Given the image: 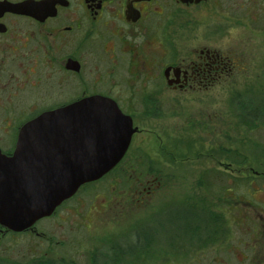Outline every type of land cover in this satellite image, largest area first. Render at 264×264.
<instances>
[{
    "label": "flooded vegetation",
    "instance_id": "obj_1",
    "mask_svg": "<svg viewBox=\"0 0 264 264\" xmlns=\"http://www.w3.org/2000/svg\"><path fill=\"white\" fill-rule=\"evenodd\" d=\"M263 2L0 0V125L14 130L0 138V152L13 156L20 129L40 114L85 99H110L131 121L133 132L120 162L101 179L115 174L114 184L127 176L143 185L136 190L137 204L115 205L119 214L149 205L154 186L171 183L167 180L170 172L154 169L149 148L146 149L155 137L164 141L165 127L159 132L156 130L159 122L167 116H183L182 98L226 95L230 91L229 82L247 76L243 65L258 61L256 55L254 61L250 60L248 49H252L255 38L264 33V12L259 13ZM202 5L211 13L205 29L195 25V12L197 14V8ZM218 87L222 89L217 90ZM240 112L247 118L246 123L264 126V106L245 102ZM23 114L29 116L24 118ZM14 115L15 123L11 126L8 119ZM185 121L186 125L177 126L176 132L184 133L191 146L174 159L182 168L186 162L202 163L203 168L200 171L175 170L181 183L185 176L195 179L187 189L186 198L174 209L176 223L167 218V209L160 211L163 217L158 219L159 230L173 232L178 239L176 245L170 246L172 249L156 253L151 247L153 231L143 239L136 236L130 240V234L127 239L107 237L96 247L84 244L89 248L84 251L65 250L58 256L51 251L35 263L130 264V254L141 243L144 250L139 257L142 259L157 254L191 257L193 261L206 249L214 248V217L210 214L203 217L208 216L204 208H214L216 204L227 208L232 191L229 178L239 181L233 189L245 186L246 157L234 153L238 162L231 160L229 148L221 149L222 156L215 155V118L209 123H198L193 116H186ZM218 130L222 133L221 143L228 144V129ZM211 162H216L219 168L215 169ZM236 162L238 168L234 167ZM251 170L264 178V170ZM235 200L245 204L240 196ZM106 205L108 203L102 207L107 208ZM258 210L263 217L262 200H259ZM222 221L220 219L222 238L216 243L219 246L230 235L226 222ZM37 223L25 232H35ZM36 235L41 236L37 231Z\"/></svg>",
    "mask_w": 264,
    "mask_h": 264
},
{
    "label": "rangeland",
    "instance_id": "obj_2",
    "mask_svg": "<svg viewBox=\"0 0 264 264\" xmlns=\"http://www.w3.org/2000/svg\"><path fill=\"white\" fill-rule=\"evenodd\" d=\"M260 8L259 13L264 12V2ZM197 10L195 25L205 29L210 20V10L204 5ZM262 16L264 18V14ZM254 44L252 49H248L249 57L254 61L256 55L258 61L243 65L247 76L229 82L230 91L226 95L182 98L183 116L181 118L167 116L159 122L156 130L159 132L165 127L166 132L162 133L164 141L155 137L146 149L149 148V159H152L154 169H165L170 172L171 176L167 177V180L171 183L164 187L155 185L149 205L135 207L130 213L125 211L119 214L115 205L124 202L137 204L136 190L141 189L143 185L139 184L136 178L127 176L119 178L118 184H114L116 178L115 174H112L101 181L83 186L82 190L65 202L55 215L39 221L36 231L41 236H37L36 231H24L21 234L6 231L0 225V264H36V260L46 258V253L51 251H55L56 256L61 255L65 250L84 251L89 249L84 244L96 247L101 239L107 237L127 239L130 234L132 237L130 240L136 236L143 239L153 231L154 242L151 247L156 253L158 250L172 249L170 246L176 245L178 239L173 236V232L164 233L159 230L158 219L163 217L160 211L162 208L163 213L167 209L165 212L167 218L176 223L177 211L174 209L186 198L187 189L195 179L193 176H185L181 183L175 170L187 168L200 171L203 168L202 163L191 165V162L183 163L182 168L174 159L179 153H186L191 146L190 140L185 138L184 133L176 132L177 126L183 128L186 125V116H193L194 121L198 123L203 121L209 123L215 118V155L222 156V153L219 154L223 152L221 149L229 148L228 154L230 158L233 157L231 160L238 162L234 153L246 157V162L243 164L247 167L245 186L233 189V186L239 185V181L234 177L229 178L232 191L227 208L218 207V204L214 208H204L208 210V216L203 215V217L210 215L214 217V248L206 249L205 253L199 254L193 261L191 257L178 258L171 254V256L153 254L142 259L139 257L144 250L141 243L134 248V253L130 254V264H264V211L261 217L262 212L258 210L259 200H262L264 207V178L256 176L251 170V168L264 170V164L261 165L264 163V126L246 123L247 118L240 112V106L245 105V102L264 106V33L255 38ZM220 89L222 88H217ZM23 115L24 118L29 116V114ZM15 117L16 115L8 119L11 126L15 123ZM2 125H0V138L10 135L11 131L13 133V129L9 131L7 125ZM219 128L228 129L230 134L228 144L221 143L223 139ZM237 162L234 166L236 168H238ZM210 165L215 169L219 168L216 162H211ZM257 189H262V192H258ZM112 192L116 193L111 194ZM239 196L243 198L242 202L245 204L236 203L235 198L238 199ZM104 203H108L107 208L102 207ZM220 219L226 222L225 227L230 235L223 245L219 246L216 243L221 240L223 231ZM207 233L209 234L208 231ZM69 243L71 246L68 247Z\"/></svg>",
    "mask_w": 264,
    "mask_h": 264
},
{
    "label": "water",
    "instance_id": "obj_3",
    "mask_svg": "<svg viewBox=\"0 0 264 264\" xmlns=\"http://www.w3.org/2000/svg\"><path fill=\"white\" fill-rule=\"evenodd\" d=\"M131 128L106 98L85 99L26 123L13 156L0 152V225L19 233L50 217L120 162Z\"/></svg>",
    "mask_w": 264,
    "mask_h": 264
}]
</instances>
